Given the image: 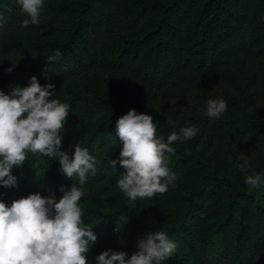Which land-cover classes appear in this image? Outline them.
<instances>
[{"label": "trees", "instance_id": "obj_1", "mask_svg": "<svg viewBox=\"0 0 264 264\" xmlns=\"http://www.w3.org/2000/svg\"><path fill=\"white\" fill-rule=\"evenodd\" d=\"M17 14L26 18L15 0H0L4 26ZM108 22L114 28L106 33ZM0 51L15 53L0 56L5 93L8 78L21 87L32 76L40 83L71 78L50 99L70 106L61 151L71 156L79 142L97 161L84 186L94 190L80 201L82 219L97 235L89 264L109 248L130 258L137 240L154 231L177 245L160 264H264V183L255 190L245 183L247 175L264 176V0H45L39 23L7 30ZM56 51L61 57L45 72ZM143 83L156 91H142ZM220 98L227 110L208 117L207 101ZM131 109L151 115L165 141L173 130H199L171 145L175 186L138 198L135 208L117 188L125 170L109 166L122 147L115 122ZM241 154L250 165L244 172ZM59 168L28 155L13 174L18 185L59 199L62 186L77 183ZM0 199L10 205L19 198ZM120 216L127 223L116 232Z\"/></svg>", "mask_w": 264, "mask_h": 264}, {"label": "clouds", "instance_id": "obj_2", "mask_svg": "<svg viewBox=\"0 0 264 264\" xmlns=\"http://www.w3.org/2000/svg\"><path fill=\"white\" fill-rule=\"evenodd\" d=\"M24 18L19 27L26 29L37 25L45 9V0H15ZM0 16V29L4 27ZM61 57L56 51L46 57L48 64ZM15 64L8 69L14 71ZM56 86L41 85L36 76L30 78L28 86L9 85L10 91L0 90V187H18L14 168L22 167L29 154L47 157L59 162V171L67 178H76L70 188L62 186V196L55 193L45 197L40 192L13 200L11 204L0 199V264H89L87 253L95 245L97 235L91 225L82 219L80 201L87 195L85 184L88 176H95L96 158L87 148L77 142L74 152L61 151L69 105L58 99ZM227 110L224 99H210L206 104V115L219 119ZM172 126L173 121L167 118ZM157 123L151 115L131 109L115 122L116 136L122 145L117 159L109 166L117 165L125 171L120 174L117 188L127 198L129 205L136 206L137 199H151L165 194L169 186H175L177 179L168 162L175 155L171 145L176 141L186 142L198 135L194 126L179 132L173 130L167 136L157 135ZM239 165L246 171L249 161L246 155ZM245 183L250 190L258 189L264 183L261 174L247 175ZM124 217L120 216L114 229L120 232ZM130 258L125 251L112 248L95 257L96 264H160L173 256L177 245L165 231L148 232L136 242Z\"/></svg>", "mask_w": 264, "mask_h": 264}, {"label": "rangeland", "instance_id": "obj_3", "mask_svg": "<svg viewBox=\"0 0 264 264\" xmlns=\"http://www.w3.org/2000/svg\"><path fill=\"white\" fill-rule=\"evenodd\" d=\"M23 19H24V17H22V16L20 17L19 14H17L14 23L7 24V26H4L2 29H0V36H3V34H4L7 30H11V29L16 30V31L26 30L27 28H26V29H21V28L19 27V24H20V22H21ZM111 22H112V21H111ZM111 22H108L107 27H105L104 32L107 33L108 31H110L111 29L114 28V27H113L114 25H112ZM3 54L7 55L8 57H11V56H13L15 53H13V52L3 53V52L0 51V56L3 55ZM70 80H71V78H66V79H64V80H54V81H51V82H49V83L54 84V85L56 86L55 90H58V89H64L66 83L69 82ZM2 82H3V83L9 82V84H11V85H14V84H15V81L12 80L11 78L4 79V81H2ZM40 84H41V85H46V84H48V83L41 82ZM140 87H141V90L144 91V92H145V91H152V92L156 91L154 86H152V85H150V84H147V83H143V84H141ZM164 91H165V93H168L167 90L164 89ZM29 155H31V156H36V155H32V154H29ZM243 155H244V154H243ZM241 156H242V154H241V155H238V158H237V164H238V165H240V164L243 163V161H242V159H241ZM247 158H248V156H247ZM249 166H250V165H248V167H249ZM93 190H94V189H86L87 193H88V192H92ZM29 194H34V192L31 191L30 186H28V185H26V184H22V183H20V184L18 185V187H16V188H7L6 191H0V196L10 195V196H12V197H16V198L26 197V196H28Z\"/></svg>", "mask_w": 264, "mask_h": 264}]
</instances>
